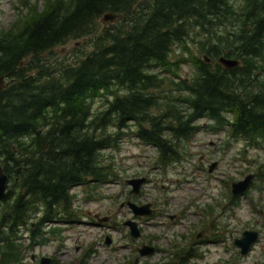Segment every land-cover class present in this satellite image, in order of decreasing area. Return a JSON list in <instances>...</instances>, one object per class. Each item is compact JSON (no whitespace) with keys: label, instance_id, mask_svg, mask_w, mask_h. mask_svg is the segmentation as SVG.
<instances>
[{"label":"trees","instance_id":"trees-1","mask_svg":"<svg viewBox=\"0 0 264 264\" xmlns=\"http://www.w3.org/2000/svg\"><path fill=\"white\" fill-rule=\"evenodd\" d=\"M43 1L44 11L22 14L0 36L8 79L0 165L11 182L0 199V264H24L26 252L57 236L55 223L75 219L71 187L107 179L102 151L129 122L164 167L182 160L183 142L204 119L214 133L264 145V0ZM109 12L120 19L98 33ZM93 35L83 55L48 60L56 47ZM178 44L187 52L174 60ZM221 56L240 64L225 68ZM189 61L194 70L184 77Z\"/></svg>","mask_w":264,"mask_h":264},{"label":"rangeland","instance_id":"rangeland-1","mask_svg":"<svg viewBox=\"0 0 264 264\" xmlns=\"http://www.w3.org/2000/svg\"><path fill=\"white\" fill-rule=\"evenodd\" d=\"M27 1L0 0V36L10 32L19 17L46 9L43 0H39L34 10L26 9ZM102 18L97 20L98 33L120 19L103 22ZM92 37L70 40L56 47L48 60L72 61L92 48ZM197 46L198 42L193 40L186 45L194 54L200 52ZM186 52L178 44L171 58L176 60ZM193 70L194 64L189 61L182 64L180 73L189 77ZM101 103L98 101L96 106ZM200 124L205 128L183 142L182 160L164 167L159 163L158 149L142 140L135 133L136 125L129 122L117 144L102 151L107 179L89 180L71 189L75 196V220L61 224L57 236L26 252L24 264H37L42 257H51L55 264H164L171 263L184 250L179 244L187 249L193 247L184 264H264V145L254 147L244 139L234 140L225 130L214 133L206 126L212 124L210 120H201ZM214 162L216 165L210 172L209 166ZM250 173L255 176L250 189L231 201L232 183ZM141 177L147 180L141 186L143 192L138 200L154 203L155 211L138 218L142 237L133 239L130 226L123 222L134 219V213L129 206L120 204L132 190L126 180ZM97 215H110L111 220L98 225ZM246 229L260 234L250 251L242 255L234 239ZM199 234L201 241L197 244ZM107 235L112 237L110 244L106 242ZM157 238L160 239L156 241ZM172 239L181 240L175 248ZM145 242L163 251L140 257L136 248Z\"/></svg>","mask_w":264,"mask_h":264},{"label":"water","instance_id":"water-1","mask_svg":"<svg viewBox=\"0 0 264 264\" xmlns=\"http://www.w3.org/2000/svg\"><path fill=\"white\" fill-rule=\"evenodd\" d=\"M120 15L116 13H106L103 15L102 21L106 22L108 20L114 21L115 19L119 18ZM207 58V56H205ZM208 62H210L209 59H207ZM220 64H222L225 68H234L237 67L240 64V61L238 59L234 58H228L225 56H221L219 58ZM8 83L7 76L1 75L0 76V91L3 90ZM214 165L210 166V170H213ZM252 175H249L244 180L234 183L233 185V194H243L245 190L248 189ZM8 175L5 173L3 166L0 165V199L5 197L7 186H8ZM147 180L146 177L141 178H132L127 180V183L132 186V193H139L141 190V186L143 182ZM127 204L133 211L134 215H147L152 212L150 205H138L134 201H128ZM125 225L130 226L131 234L134 238H138L141 235L140 229L138 228V223L134 220H127L125 222ZM258 239V233L256 231H250L247 230L243 233V235L240 238L235 239V244L240 247V252L242 254L248 253L250 250L252 244H254ZM107 243H110V238H107ZM151 249V250H150ZM152 248L148 247L147 245H144L143 247L139 248V252L141 255H148L152 253ZM39 264H52V259L50 257H43Z\"/></svg>","mask_w":264,"mask_h":264},{"label":"flooded vegetation","instance_id":"flooded-vegetation-1","mask_svg":"<svg viewBox=\"0 0 264 264\" xmlns=\"http://www.w3.org/2000/svg\"><path fill=\"white\" fill-rule=\"evenodd\" d=\"M127 183V182H126ZM80 185H85V184H80ZM75 186H77V185H75ZM74 187V186H73ZM73 187H71V189L73 188ZM142 192H143V190H142V188H141V190H140V192L139 193H132V190H129V194H128V196H127V199L125 200V201H123L120 205L121 206H123V207H125L126 205L128 206V204H127V201H134L135 203H137L138 205H143V204H149L150 205V208H151V210H152V214H153V212L155 211V208H154V203H152V202H145V201H143V202H140L139 200H138V198L140 197V194H142ZM232 195H233V197H231L230 199H231V201L232 200H238V198L239 197H241V196H244L245 194H243V195H234L233 193H232ZM74 202V201H73ZM73 205H74V203H73ZM122 207V208H123ZM130 209V208H129ZM209 209H211V207L210 208H208V209H206V208H204V209H202V212H205V211H208ZM177 215H178V213H177ZM178 216H180V214L178 215ZM139 217H142V216H135V219L138 221V218ZM97 220H96V224H106V223H99V221L98 220H100L101 218H105V220L108 222H110V215H107V216H99V215H97ZM47 226V225H46ZM46 226H44V228L46 227ZM142 231V230H141ZM201 234H199V236H198V238H199V240H197L195 243H200V236ZM160 238H157V240L156 241H158ZM183 240V239H182ZM235 240V239H234ZM180 241L181 240H178V239H172V241H171V243H173L174 245H173V247L172 248H175L176 246H177V244H179L180 243ZM112 242V238L110 237V243ZM109 243V244H110ZM144 245H147L148 247H150V248H152V253H150V254H148V255H144L143 257H146V256H151V255H154V254H156V253H159V252H162L163 251V249L161 248V249H158V247H156V246H152V245H149V243H147V242H145V243H143V244H140L139 246H137V251H139V248H141V247H143ZM180 246H182V248H180L181 250H183V251H181V253H180V255L179 254H177L176 255V257L174 258V259H172L173 261L171 262V263H169V262H166V263H164V264H176V263H174V260L175 259H179L178 260V262H177V264H184V261H185V259H186V257L188 256V255H190L191 254V252H192V249H193V247H190V248H186L185 247V245H183V244H179V247ZM170 248V247H169ZM169 248H166V251H169ZM187 249V250H186ZM151 250V249H150ZM186 250V252L183 254L182 252H184ZM171 251V250H170ZM169 251V252H170ZM175 252V251H174ZM174 252H172L168 257L169 258H172V256H173V254H174ZM195 254V253H194ZM194 254H192V257H194ZM138 261H135V263H137ZM233 263V262H232ZM231 263V264H232Z\"/></svg>","mask_w":264,"mask_h":264}]
</instances>
